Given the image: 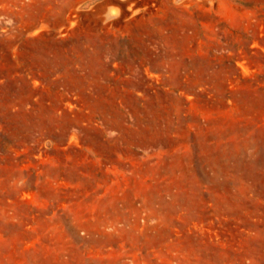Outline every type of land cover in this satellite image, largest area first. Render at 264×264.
<instances>
[{
  "label": "rangeland",
  "instance_id": "1",
  "mask_svg": "<svg viewBox=\"0 0 264 264\" xmlns=\"http://www.w3.org/2000/svg\"><path fill=\"white\" fill-rule=\"evenodd\" d=\"M21 32L63 71L0 74V264H264V0H0V71Z\"/></svg>",
  "mask_w": 264,
  "mask_h": 264
},
{
  "label": "crops",
  "instance_id": "2",
  "mask_svg": "<svg viewBox=\"0 0 264 264\" xmlns=\"http://www.w3.org/2000/svg\"><path fill=\"white\" fill-rule=\"evenodd\" d=\"M51 23H44V24H35V25H29L28 29L29 31L33 29H43L48 30V26ZM59 24H62V22H53V28L51 32H54ZM49 33V31L47 32ZM44 34L41 38L38 40L28 41L24 37V33H19L16 35V37L10 41L7 42L8 49H7V63L10 64V68L4 69L1 67L0 74L1 77L14 78V80H10L6 82V86L8 93L12 96H18V97H25V93L28 91L30 94H36L38 93L35 91L37 88V82H40L38 77H40L45 82L49 81V79L53 76H55L59 71H63V60L62 57L58 59L59 62H56V59L52 57L53 55L50 54L48 56V59L46 61H36L33 60L31 57V53L36 49H47L48 47H52L53 49L57 50L60 55L63 53V47L64 44H61L56 39L55 34ZM70 47L73 48V42H70ZM75 47H77V43H75ZM104 52H109V47H99ZM53 53V52H52ZM55 59V62H54ZM142 62H156L157 60H151V59H144L141 60ZM5 70V71H4ZM49 89H52L53 87L57 86V82H49ZM59 85V84H58ZM3 87L0 86V89ZM49 90V91H50ZM50 94H53V92H50ZM25 100V98H23Z\"/></svg>",
  "mask_w": 264,
  "mask_h": 264
}]
</instances>
